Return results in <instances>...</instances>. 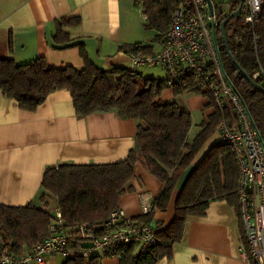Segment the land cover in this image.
<instances>
[{
  "label": "trees",
  "instance_id": "trees-1",
  "mask_svg": "<svg viewBox=\"0 0 264 264\" xmlns=\"http://www.w3.org/2000/svg\"><path fill=\"white\" fill-rule=\"evenodd\" d=\"M176 1L136 0L142 6L145 28L157 32L156 41L168 29ZM238 4L239 0H229L227 13L217 9L219 21L234 11ZM79 23L77 16L57 19L54 42L62 44V47L68 46L71 38L65 28ZM225 32L229 51L245 72L252 77L259 68L264 70V11L253 28L242 24L238 14L225 24ZM219 42L224 69L242 96L256 127L264 132V93L255 89L235 68L221 37ZM75 45L79 47L84 62L81 68L70 65L49 67L43 56L29 63H16L0 53V90L24 110L32 111L51 92L66 89L71 95L75 113L80 117L116 110L119 115L136 120L135 146L123 160L62 163L45 168L41 190L56 198V207L65 224L72 226L80 221L93 222L107 217L117 208L118 197L133 190L131 180L137 161L163 185L152 199L150 210L137 219L151 222L153 211H165L173 190L181 180L182 185L175 198L171 222L156 230L157 242L145 253L129 247L120 264H155L163 257L170 258L172 244L183 238L188 218L203 215L212 200H225L238 217V171L229 146L217 138V142L209 144L201 159L192 165L216 132L219 114L215 111L208 115L189 141L191 113L175 100L161 98L165 89L163 79L144 76L136 68L127 66L99 68L87 56L81 42ZM130 51L151 53L152 48L135 45ZM255 80L264 86V76ZM174 92L179 95L186 91L174 89ZM51 215L31 201L24 205L0 203V237L4 247L18 254L41 241L47 234ZM61 264H99V258L73 255Z\"/></svg>",
  "mask_w": 264,
  "mask_h": 264
},
{
  "label": "crops",
  "instance_id": "crops-1",
  "mask_svg": "<svg viewBox=\"0 0 264 264\" xmlns=\"http://www.w3.org/2000/svg\"><path fill=\"white\" fill-rule=\"evenodd\" d=\"M63 16L80 18L77 26L65 28L71 38V45L65 47L53 39L56 20ZM156 35L154 29L145 28L142 6L136 0H0V53L16 63L43 56L49 67L81 68L84 62L75 45L81 42L97 67H131L130 48L150 46L153 52L158 49ZM167 90L161 98L175 100L190 113L201 105H212L198 97H185L186 92L175 95L174 89ZM213 112L214 108L202 112L206 118L198 124ZM135 133L136 120L116 110L78 116L66 89L51 92L32 111L20 108L0 90V203L24 205L31 201L52 213L57 200L40 186L46 167L123 160L135 146ZM207 148L197 154L192 165ZM131 181L133 190L118 197L117 207L127 216L138 218L150 210L152 199L163 185L140 161L135 164ZM181 185L182 180L165 211H153L150 223L157 231L171 222ZM239 224L231 205L225 200H212L203 215L188 218L183 238L172 244L171 257L155 264H251L241 250ZM63 260L55 257L45 264H61ZM99 264H120V260L105 257Z\"/></svg>",
  "mask_w": 264,
  "mask_h": 264
},
{
  "label": "built area",
  "instance_id": "built-area-1",
  "mask_svg": "<svg viewBox=\"0 0 264 264\" xmlns=\"http://www.w3.org/2000/svg\"><path fill=\"white\" fill-rule=\"evenodd\" d=\"M212 5L210 12L207 0H177L158 49L129 51L128 56L132 68H160L165 88L208 95L219 114L218 140L229 146L237 165L241 250L251 264H264V132L256 127L224 69L220 21ZM262 11L264 0H242L241 23L253 28ZM258 76H264L262 68L252 75L254 79ZM51 214L46 236L18 254L7 250L0 237V264H45L51 258L73 255L121 260L129 247L145 253L157 242L150 222L127 216L119 207L104 219L72 226L65 224L57 207Z\"/></svg>",
  "mask_w": 264,
  "mask_h": 264
},
{
  "label": "rangeland",
  "instance_id": "rangeland-1",
  "mask_svg": "<svg viewBox=\"0 0 264 264\" xmlns=\"http://www.w3.org/2000/svg\"><path fill=\"white\" fill-rule=\"evenodd\" d=\"M228 2L229 0H213V3L215 4V6L217 7V9L219 11H223L224 13L228 12ZM137 72L142 73L144 76L147 77H154L156 79H161L162 76L164 75V72L158 68V67H149V66H142V67H137L136 68ZM169 91L170 88H167ZM189 93V94H188ZM185 97H198L200 99H202V101H210L208 98V95L205 94H200V93H192V92H186V94L184 93ZM213 106L211 105H206V106H199V108H197V110L192 111V120H193V124L192 127L190 128L189 132H188V140H192V138L195 136V134L198 132V128L200 127L198 124V121H200L201 119H205L206 115H202V112H204V114L211 112L212 111ZM217 140V133L215 132L214 135L207 141L205 146H209V144H213Z\"/></svg>",
  "mask_w": 264,
  "mask_h": 264
},
{
  "label": "water",
  "instance_id": "water-1",
  "mask_svg": "<svg viewBox=\"0 0 264 264\" xmlns=\"http://www.w3.org/2000/svg\"><path fill=\"white\" fill-rule=\"evenodd\" d=\"M207 4L209 7V11L212 12L213 10V5L211 0H207ZM242 0H239L238 7L230 12L226 17H224L220 22H219V32L220 36L222 38L225 51L229 57V60L232 62V64L235 66V68L243 75V77L257 90L260 92L264 93V86L260 85L253 77H251L247 72H245L241 66L237 63V61L234 59V57L231 55L227 43V37H226V32H225V24L233 17L237 16L240 12Z\"/></svg>",
  "mask_w": 264,
  "mask_h": 264
}]
</instances>
